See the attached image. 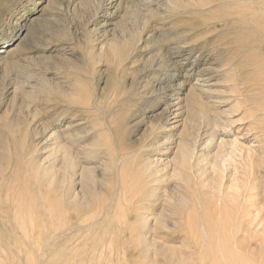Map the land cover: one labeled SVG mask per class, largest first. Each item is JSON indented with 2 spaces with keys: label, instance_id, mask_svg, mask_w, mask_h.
Masks as SVG:
<instances>
[{
  "label": "rangeland",
  "instance_id": "1",
  "mask_svg": "<svg viewBox=\"0 0 264 264\" xmlns=\"http://www.w3.org/2000/svg\"><path fill=\"white\" fill-rule=\"evenodd\" d=\"M206 131L216 138L213 154L219 143L238 141L259 164L251 178L258 189L245 193V218L226 216L238 234L214 235L212 242L222 245L226 264H264V248L256 249L263 238L245 229L255 218L264 226V0H0V166L8 192L0 200V264H204V239L189 232L186 220L179 226L184 234L157 228L150 235L169 253H138L129 239L133 215L120 227L135 200H121L124 207L111 210L102 226L62 233L80 215L66 209L58 218L51 198L61 194L37 185L26 167L30 148L45 163L56 158L60 141L79 159V196L86 191L97 203L115 187H144L137 185L145 179L140 157L168 163L173 174L191 138L202 154ZM95 143L98 155L89 153ZM129 152L133 157L118 160ZM62 153L57 185L65 176ZM197 177L194 170L197 231L205 225L217 233L213 210L197 207L209 200ZM167 179L157 212L179 220L170 214L183 210L165 191L178 183ZM215 246L205 264H222Z\"/></svg>",
  "mask_w": 264,
  "mask_h": 264
},
{
  "label": "bare ground",
  "instance_id": "2",
  "mask_svg": "<svg viewBox=\"0 0 264 264\" xmlns=\"http://www.w3.org/2000/svg\"><path fill=\"white\" fill-rule=\"evenodd\" d=\"M238 1L242 2V0H238ZM91 106L92 105L90 103H86L84 104L83 107L86 110H89ZM205 134H206V139H205L206 141L203 143V148L201 149L202 154L201 155H199L200 153L198 154L197 145H196L197 140H194L192 142V138H191L190 143L187 146H184L180 150L181 152L180 158L176 159L172 164L173 166L171 167V170L173 171V174H171V171L169 170L168 163L164 165L161 164L160 166V165H156L159 162L157 160L156 163H152L150 162V160L142 159L140 157L137 161L138 162L137 167L138 170L142 172L140 177L145 179L141 180L139 184L137 182V185L144 184L143 185L144 187H142V189L139 191L130 190L129 192H127L125 188L118 189L115 187L116 189L114 188V190H111L107 193L104 192L106 193V195H104V198H102L100 202L97 203L91 202L86 198L87 197L85 195L86 191L83 194L81 192L82 195L80 194L81 196H79V192L75 187L77 181L76 175L79 173L78 172L79 159L77 158V156H75L72 153V151L69 148H65L60 141L56 143L57 148L56 147L53 148L54 151L55 149H57L56 158L53 159L51 157V159H53L52 161H50V159L48 158V161L45 163L41 162L40 158L37 157L36 154L34 153L35 146L32 149L30 148V151L28 153V155L30 156V160H28L29 162L26 167L27 173H29L30 177L32 176L36 180L35 182L37 183V185L39 184V186H44L46 190H50L54 192V194L56 193L61 194V196L58 198L56 197L55 199L51 198L52 207L51 206L50 207L55 210V214L58 218L60 217L62 212L65 213L66 209L68 210L69 213L72 212L74 214H78V216L80 215V217H76L75 219L70 220L73 223H71L68 226V228H66V230H64L62 233L68 231L69 229H77L79 232H85L93 228H96L97 226H102L103 223L107 220L108 216L110 215L111 210L113 209L116 210L119 209V207H124L123 206L124 204L120 203L121 200L125 202V205L133 203V200H135L134 209H132L131 211L130 209L129 211L128 209H126V211L122 213L121 215L122 223L120 227L123 225L124 226L128 225L127 224L129 222L128 217L129 215H133V223L135 224V227L131 229V232L129 234V239H131L136 243L135 248L137 249L138 253H140L143 257L148 258L151 254L152 257L153 254L158 251L160 252L161 251L165 252V250L167 251V246L165 245V243L163 242L160 243L159 239H158L159 241L157 239L150 240V235H152L153 232L156 233L157 228H159V230L167 231V234L170 233L173 234L176 232L183 233L185 231L181 230L179 226L184 224L183 221L186 220V226L187 224L189 225L188 228L189 232L194 233L193 235L196 237L198 232L201 239H204L203 246H201V248L199 249L202 250L201 252V254H203L202 262L205 264L207 263V259H208L207 252L211 250L209 249V247L213 248L215 246L212 242V238H214V235L223 236V238L224 237L226 238V236L232 237L238 234L239 232L238 229L235 230L234 227L233 228L230 227V224L227 225L228 219H226L227 218L226 216L230 215L232 212H235L237 216H240L241 218H245V213H246L245 193L247 191H253V190L256 191L258 189L257 185L251 184V178L256 173L257 165H259L255 157H253V155L251 154V149L245 150L246 148L243 147L240 148L238 141L232 144H228L225 141L219 143L217 145L218 146L217 152L213 154L212 148L214 147V141H216V138L214 134L211 132L209 133V131H206ZM47 147H45V150ZM98 150H99L98 145L97 143H95L90 147L89 153L98 155ZM61 151L64 152L62 153L64 155L62 170L63 173L65 172V176L63 177L64 182L62 183V185L59 184L57 185L58 180L56 179L57 177L55 176H56V170H59L60 167V164L58 162L60 159L59 153ZM128 154H125L122 158L118 160L123 161L125 159H129L133 157L132 152L131 153L129 152ZM116 163L112 162V165L117 167ZM153 164H155L156 166L155 165L153 166ZM23 167L24 166H21L20 168ZM210 168L214 169L213 179H211V175H209ZM15 169H18V167L17 168L15 167ZM85 169H86L85 167H81V171H80L83 175L82 178L83 186L87 185V180H88L87 172H84ZM194 170L198 176L197 178H199V182H201L204 187L202 190L204 196L209 199L208 202L204 204L200 203L197 207L201 209H203L204 207L206 208L209 207L210 211L213 210L216 219H218V221H221V229H218L217 233L213 226L206 227L205 225H201L200 229L197 231V225L194 222V214H193L196 213V205H197L194 201L195 187L194 186L191 187L190 185V182L192 181V175L194 174ZM3 171L4 168L0 166V200H2L3 197H5L6 194L8 193L4 191L5 174ZM11 173L12 172H10V175ZM96 173L97 172L93 171V175L95 177H98ZM172 175L177 180L176 181L178 183L177 187H179L180 185L184 187V188L180 187L181 189L178 190L176 186H175L176 188L171 187L172 189L165 188V191L168 193L167 199L172 200L173 198H177L176 205H178L183 210L182 212H177L175 209L176 206H174L172 203L169 202V204L173 207V209H175L173 210V212H171L170 216L171 217L175 215L179 216V220H174V221L168 220L167 219L168 215L164 216L165 213L160 214L157 212L158 207L161 206L160 202L164 200L162 199V197L165 195L164 193H163L164 195L161 194L162 193L161 190L164 189L162 187V183H164L168 177H169L168 179H170ZM185 176H187V178ZM193 184H194V178H193ZM33 186L34 188L36 187L35 185ZM99 191H101V189H99ZM190 191L194 192L192 196L189 195ZM165 211L166 209L164 208L162 212ZM185 211L188 212L186 213L187 214L186 218L183 217ZM257 221H258L257 218H255L254 221H250L246 225L245 228L246 233L252 239L263 238L264 240V226L261 223L263 220H261V222L258 221V223H256ZM191 222L194 224H192ZM224 224L226 226H224ZM113 238L114 236H112V239ZM117 239H120V237H118ZM205 240L207 241L209 240L210 241L209 244H205ZM260 244L256 245L257 246L256 249L260 250L262 249V247L264 248V245L261 244L262 246H260ZM215 247L217 249V252L219 251L218 254L219 257H221L220 258L221 263L226 264L227 259L226 257H224V254L222 253L223 251L222 245L221 246L218 245V247L217 246ZM174 249L175 248H173V250ZM123 253L125 254V252ZM167 253H169V251H167ZM181 257L182 256H180V258ZM169 258L171 259L170 255ZM213 264H215V260Z\"/></svg>",
  "mask_w": 264,
  "mask_h": 264
}]
</instances>
